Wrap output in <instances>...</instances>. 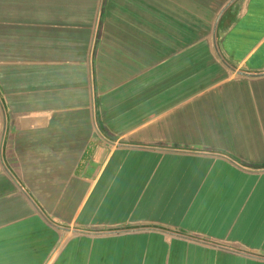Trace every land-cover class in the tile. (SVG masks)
Here are the masks:
<instances>
[{
  "label": "crops",
  "instance_id": "obj_1",
  "mask_svg": "<svg viewBox=\"0 0 264 264\" xmlns=\"http://www.w3.org/2000/svg\"><path fill=\"white\" fill-rule=\"evenodd\" d=\"M0 264H264V0H0Z\"/></svg>",
  "mask_w": 264,
  "mask_h": 264
},
{
  "label": "water",
  "instance_id": "obj_2",
  "mask_svg": "<svg viewBox=\"0 0 264 264\" xmlns=\"http://www.w3.org/2000/svg\"><path fill=\"white\" fill-rule=\"evenodd\" d=\"M242 74L249 75V74H246V73H242Z\"/></svg>",
  "mask_w": 264,
  "mask_h": 264
}]
</instances>
